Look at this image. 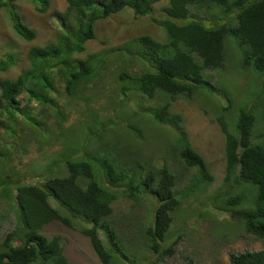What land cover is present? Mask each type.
I'll return each mask as SVG.
<instances>
[{
  "label": "trees",
  "instance_id": "obj_1",
  "mask_svg": "<svg viewBox=\"0 0 264 264\" xmlns=\"http://www.w3.org/2000/svg\"><path fill=\"white\" fill-rule=\"evenodd\" d=\"M18 1L0 0V9L9 13L15 32L32 41L37 32L25 22ZM32 1L41 13L52 6L51 0ZM159 1L66 0V9L55 10L53 16L60 27L56 39L30 47L28 67L13 78L0 79L2 132L13 136L17 127L23 131L31 126L36 133L45 132V140L51 139L52 128L60 130L56 136L81 138L85 133L83 142L72 149L79 152L83 148V155L73 157L76 153L66 146L61 162L49 164L42 181H14L11 175H0L3 198L17 207L14 217L8 218L13 227L0 236V264H76L65 254L64 235L44 233L53 222L87 236L103 264L136 263L149 258L145 250L155 257L149 264H156L175 252L183 234H174L167 242L173 234L174 212L215 177L192 144L184 114L172 110V102L178 96L224 91L207 71L225 65L232 36L246 45L240 59L242 69L262 74L264 82V0H169L164 6L166 17L155 15ZM126 7L135 16L149 15L165 30L167 39L141 33L116 48V56L121 54L124 63L131 60L139 69L130 64L118 69L115 102L106 106L102 116L89 111L85 89L102 81L109 54L76 55L97 37L96 27L102 20ZM15 65V54H0V71ZM59 83L64 84L66 100L58 96ZM157 95L163 99L159 106L143 101ZM126 100H134L137 107L133 112L117 111ZM75 102L87 107L69 133L62 127L69 116L67 107ZM48 112L55 122L42 121ZM217 122L225 136L227 210L233 219L244 222L248 232L264 240V86L250 106L240 110L232 126L222 112ZM137 126L145 130L138 131ZM168 126L171 132L153 143L158 153L146 154L141 143L148 147L152 128ZM192 168L196 172L189 177ZM9 183L14 184L13 190ZM241 183L250 189L236 191ZM249 195L253 207L237 208ZM122 198L132 201L134 214L142 204H149L145 225L134 215L121 220L114 217V205ZM229 258L230 264H264V248L230 252Z\"/></svg>",
  "mask_w": 264,
  "mask_h": 264
},
{
  "label": "rangeland",
  "instance_id": "obj_2",
  "mask_svg": "<svg viewBox=\"0 0 264 264\" xmlns=\"http://www.w3.org/2000/svg\"><path fill=\"white\" fill-rule=\"evenodd\" d=\"M51 2L52 6L46 13L39 12L32 0H19L17 2L25 22L37 32L36 38L32 41L20 37L13 28L9 13L5 9L0 10V54L4 55L10 52L17 56V65L10 67L7 71H0V79L13 78L28 67L27 53L30 47L36 44H46L56 39L60 27L53 16L55 10H65L67 2L66 0H51ZM166 4L167 0L155 4L156 16L163 17L166 14L164 11ZM141 33H150L163 41L167 39L165 30L153 23L149 15L135 16L133 10L126 7L117 14L102 20L96 27L97 37L86 43L85 52L76 55L84 58L98 51L109 54L108 70L102 71V81L96 87L90 85L85 89L86 94L90 97L88 101L89 111L91 109L96 110L103 116L104 112L102 111L106 106L114 104V94L119 89L114 78L118 69L125 64H130L134 70L139 69V65L131 60L124 63L122 55L116 56L115 52L116 48L123 45L130 37ZM229 40L231 42L228 44V58L225 65L216 70L209 69L207 71L208 74L213 75V83L224 91L207 90L190 98L178 96L171 105L173 110L185 114L186 124L195 148L205 157L212 172L216 175L215 186L224 185L226 173L225 136L216 118L222 112L232 126L237 120L240 110L249 107L264 86L262 74L253 70L242 69L240 59L246 45L237 43L233 36L229 37ZM58 96L60 100L67 99L63 83H59ZM120 97L124 98L122 95ZM162 100L158 95L152 100H148L146 97L143 99L145 103L152 106H159L160 102H163ZM123 104L121 108L118 105L120 109L118 108L117 111L125 109L133 112L132 108L137 107L134 100H126ZM229 104L231 107L225 109L224 107ZM86 107L83 102L70 104L67 107L69 116L63 122L62 128L70 133V128L82 117ZM35 110L37 111V109ZM43 115V118L41 116L42 121L55 122L56 120L51 112ZM138 119L139 116L134 118V122ZM135 129L140 131V129L145 130V127L137 126ZM21 130V126L17 127L13 136H10V133L2 132L0 129V175H11L14 181L22 179L24 182L35 179L42 181V173L45 168L49 164H59L66 146H71L69 150H72L73 146L83 142L85 135L82 133L81 138H78L79 136L76 138L56 136L59 129L52 128L51 133L50 131L48 133V137L52 136L51 139L45 140V132L43 135L36 133L31 126ZM37 130L38 132L42 131L39 128ZM54 132L55 134H53ZM157 135L156 129L152 128V133L149 134L150 143H148V147L145 146L146 154L158 153L153 144ZM83 150V148L79 152L72 150L76 153H73V157L83 155ZM195 172L196 170L192 168L187 172V175H195ZM8 186L13 190L14 184L9 183ZM245 186L249 187V185ZM2 194L3 190L0 188V198H2L0 199V234L8 232L13 227L14 224L10 223L9 220L15 215V209L11 207L12 204L9 205ZM207 198L211 199L210 196L206 195L192 198L182 208L174 212L173 234L167 242L173 240L174 234L177 237V234L181 233V231H177L179 229L182 230L183 236L178 241L175 252L172 255H165L156 264H229L231 251L255 250L264 247V241L255 234L248 232L243 221L233 219L229 212L221 211L219 206H215L217 209L214 206L208 208L209 201ZM148 206L149 204H142L136 209L139 213L134 214L131 212L133 210L132 201L122 198L114 205V217L121 220L123 217L134 215V217L141 218L140 223L145 225L148 222L146 217L147 210H149ZM244 206H249V204ZM9 215L10 219H8ZM225 219L226 221H223ZM215 229H223V231L216 234ZM44 232L48 236L56 233L64 235L66 238L65 254L76 264H102L94 253L88 238L80 231L57 222L49 224ZM145 253L150 255L149 258L142 259L136 264H149L155 258L152 252L148 253L145 250Z\"/></svg>",
  "mask_w": 264,
  "mask_h": 264
},
{
  "label": "clouds",
  "instance_id": "obj_3",
  "mask_svg": "<svg viewBox=\"0 0 264 264\" xmlns=\"http://www.w3.org/2000/svg\"><path fill=\"white\" fill-rule=\"evenodd\" d=\"M168 1L169 0H167V3H168ZM1 10V9H0ZM173 110V109H172ZM175 111V110H174ZM180 112V111H179ZM182 113V112H181ZM184 116H185V114H184ZM216 120H217V118H216ZM185 124H186V117H185ZM186 128H187V131H188V133H189V136H190V139H191V141H192V138H191V134H190V132H189V128L187 127V124H186V126H185ZM170 126H168V127H164V128H158V127H155V129H156V131H157V133H158V135H157V137H156V139H155V142L156 143H159V140H160V138L164 135V134H169L171 131H170ZM192 144H193V141H192ZM141 146L142 147H144V146H147V144H146V142H144L143 144H141ZM193 146H194V144H193ZM194 148H195V146H194ZM196 149V148H195ZM197 150V149H196ZM198 151V150H197ZM205 158V157H204ZM206 160V159H205ZM226 161V160H225ZM206 162H207V160H206ZM207 165H208V163H207ZM209 166V165H208ZM210 169H211V167H209ZM211 171H212V169H211ZM213 173V172H212ZM214 174V181L211 183V184H209V185H207L204 189H202V190H200V191H198V192H196L195 194H193L191 197H189L188 199H186V201L185 202H183V204L181 205V207L180 208H182L188 201H190L192 198H196V197H198V196H200V195H206V196H210L211 197V199L210 198H207L208 199V201H209V204H208V208L209 207H212V206H214V208L215 209H217L215 206H219L220 208V210L221 211H227V212H229L227 209L229 208V206L226 204L227 202H226V200H227V198H228V194H227V188H228V184H227V182H226V180H225V176H226V173H225V176H224V185H217V186H215V184H216V175H215V173H213ZM193 176V175H192ZM189 177H191V176H189ZM246 185V183H241V184H238L237 185V187H236V191H240V190H242V189H246V190H248V189H250V188H248V187H246L245 186ZM215 186V187H214ZM213 187V189H211ZM218 192H219V194H218ZM8 203V202H7ZM249 204V206H244V208H251V207H253V198L251 197L250 198V195H249V197H247V199L245 200V201H242L239 205H237V208H243V205H245V204ZM10 204H12L11 205V207L13 208V209H17V207H16V205L14 204V203H9V205ZM14 204V205H13ZM53 204L55 205V206H57L58 205V203H56L55 201L53 202ZM223 207H225V208H223ZM179 208V209H180ZM207 208V209H208ZM16 209H15V211H16ZM229 215H230V212H229ZM227 219V218H226ZM226 219L225 220H223V221H226ZM242 221V220H241ZM53 223H57V222H53ZM244 223V222H243ZM245 225V224H244ZM173 226H174V222L172 223V226H171V229L173 228ZM177 231H181L182 232V230H177ZM215 231V233L216 234H220V232H222L223 231V229H220V230H214ZM7 232H3L2 234H0V236H2L3 234H6ZM45 233V232H44ZM46 234V233H45ZM57 234H59V233H57ZM47 235V234H46ZM85 236V235H84ZM87 237V236H86ZM258 237V236H257ZM88 238V237H87ZM181 239V238H180ZM179 239V240H180ZM261 239V238H260ZM89 240V239H88ZM263 240V239H262ZM264 241V240H263ZM90 242V241H89ZM177 245V244H176ZM264 248V247H263ZM263 248H260V249H263ZM93 249V248H92ZM260 249H255V250H253V251H256V250H260ZM243 251H245V250H243ZM231 252H241V251H231ZM94 253H95V251H94ZM230 254V253H229ZM97 256V255H96ZM98 257V256H97ZM99 259V258H98ZM74 262V261H73ZM101 262V261H100ZM139 262V261H138ZM138 262H136V263H138ZM102 263V262H101ZM125 263L126 264H136V263H133V262H130V261H128V260H126L125 261ZM103 264V263H102ZM229 264H230V258H229Z\"/></svg>",
  "mask_w": 264,
  "mask_h": 264
}]
</instances>
